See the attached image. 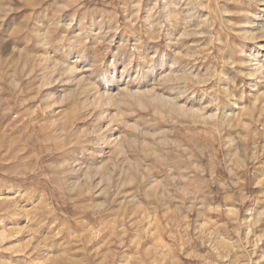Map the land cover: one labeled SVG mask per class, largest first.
<instances>
[{
    "label": "rangeland",
    "instance_id": "rangeland-1",
    "mask_svg": "<svg viewBox=\"0 0 264 264\" xmlns=\"http://www.w3.org/2000/svg\"><path fill=\"white\" fill-rule=\"evenodd\" d=\"M0 264H264V0H0Z\"/></svg>",
    "mask_w": 264,
    "mask_h": 264
}]
</instances>
